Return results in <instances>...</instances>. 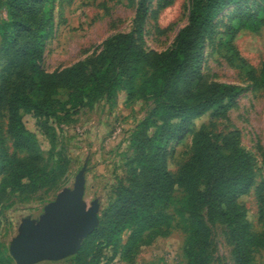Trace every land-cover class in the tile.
Listing matches in <instances>:
<instances>
[{
	"label": "trees",
	"instance_id": "obj_1",
	"mask_svg": "<svg viewBox=\"0 0 264 264\" xmlns=\"http://www.w3.org/2000/svg\"><path fill=\"white\" fill-rule=\"evenodd\" d=\"M46 1L5 0L2 4L7 20L0 24V51L5 59L0 70V103L7 108L14 152L9 155L2 150L6 174L0 196L10 192L25 197L49 186L67 170L60 153L50 169L41 165L35 135L25 128L21 111L31 113L38 131L53 139L54 124L69 121L100 99L114 100L123 90L125 104L152 100L130 135L129 178L115 184L98 224L66 264H105V259L116 255L123 233L127 238L120 256L130 259L138 247L170 226L168 207L176 188L184 189L186 264H210L209 236L215 223L228 229L234 263L251 264L253 251L264 247V233L252 232L246 211L238 203L254 180L252 163L242 147L225 138L220 148L200 132L192 157L179 173L174 176L166 168L168 143L205 112L224 115L245 89L228 82H206L200 69L212 22L226 7L243 0H190L187 24L164 53L145 51L132 33H120L108 38L95 57L52 72L40 65L51 31V26L37 20L39 6ZM260 1L254 10L237 8L238 28L258 29L263 24L264 0ZM148 3L137 0L140 25ZM249 75L254 80L264 76V64L259 75L253 71ZM16 151L26 156L21 158ZM0 264L14 263L10 256L0 254Z\"/></svg>",
	"mask_w": 264,
	"mask_h": 264
},
{
	"label": "rangeland",
	"instance_id": "obj_2",
	"mask_svg": "<svg viewBox=\"0 0 264 264\" xmlns=\"http://www.w3.org/2000/svg\"><path fill=\"white\" fill-rule=\"evenodd\" d=\"M4 1L0 0V24L7 20ZM260 3V0H243L238 6L222 10L211 24L212 36L202 51L200 69L204 81L228 82L245 89L224 115L208 111L187 124L186 131L168 143L166 158L167 170L176 176L192 157L200 132L207 133L220 148L225 138L241 146L252 163L254 180L249 191L238 198V203L245 209L251 230L257 236L264 233V76L254 80L249 73L259 75L264 64V21L258 29L238 28L235 15L238 7L254 10ZM136 4L137 0H47L39 6L37 14L38 21L45 22L47 28L51 26L45 38L41 68L49 72L62 70L95 57L108 38L120 33H132L145 51L164 53L172 48L178 31L187 24L190 0H149L141 25L136 20ZM4 61L0 51V70ZM124 93L119 90L114 100L100 99L81 109L69 121L54 124L53 139L38 131L31 113L21 111L25 128L35 135L41 165L47 164L50 169L60 153L67 162V170L49 186L25 197L10 192L0 196L2 256H10L9 243L25 221L37 225L44 220V207L58 193L73 187L75 176L83 167L86 177L83 200L86 208L97 201L99 222L115 184L125 183L129 178L128 163L133 156L130 135L152 106L150 99L125 104ZM102 116L106 118L103 125ZM114 131L118 132L115 136ZM2 150L9 155L14 152L8 135L7 108L0 103V184L6 174ZM16 153L21 158L26 156L24 151ZM183 197L184 189L176 188L168 207L171 222L166 231L138 247L130 259L120 256L127 238V233H123L114 257L125 264H186ZM233 248L226 226L213 224L208 247L210 264H235ZM69 257L36 264H66ZM252 257L251 264H264V247L254 250ZM112 259H105V264Z\"/></svg>",
	"mask_w": 264,
	"mask_h": 264
},
{
	"label": "water",
	"instance_id": "obj_3",
	"mask_svg": "<svg viewBox=\"0 0 264 264\" xmlns=\"http://www.w3.org/2000/svg\"><path fill=\"white\" fill-rule=\"evenodd\" d=\"M84 173L85 167L76 174L72 188L58 193L44 207V220L37 225L30 221L22 224L8 246L15 264L57 261L78 252L82 240L98 224L97 201L86 208L83 200Z\"/></svg>",
	"mask_w": 264,
	"mask_h": 264
},
{
	"label": "built area",
	"instance_id": "obj_4",
	"mask_svg": "<svg viewBox=\"0 0 264 264\" xmlns=\"http://www.w3.org/2000/svg\"><path fill=\"white\" fill-rule=\"evenodd\" d=\"M118 132L114 131L113 136H115ZM108 264H125L123 263L119 257H114Z\"/></svg>",
	"mask_w": 264,
	"mask_h": 264
},
{
	"label": "crops",
	"instance_id": "obj_5",
	"mask_svg": "<svg viewBox=\"0 0 264 264\" xmlns=\"http://www.w3.org/2000/svg\"><path fill=\"white\" fill-rule=\"evenodd\" d=\"M124 97H125V93H124ZM121 106V101L119 100V103H118V107H120ZM104 121H106V118H104L103 116H102V118H101V123H102V125L104 124L103 122ZM84 179H85V183H84V193H85V190H86V177L84 176ZM103 183H105V182H103ZM83 199H84V195H83ZM52 262V261H51ZM50 264H58V263H50Z\"/></svg>",
	"mask_w": 264,
	"mask_h": 264
}]
</instances>
